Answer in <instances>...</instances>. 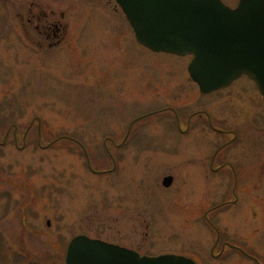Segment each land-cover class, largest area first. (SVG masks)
<instances>
[{
	"label": "rangeland",
	"instance_id": "rangeland-1",
	"mask_svg": "<svg viewBox=\"0 0 264 264\" xmlns=\"http://www.w3.org/2000/svg\"><path fill=\"white\" fill-rule=\"evenodd\" d=\"M37 18L64 24L60 47L21 39ZM189 61L139 47L107 0H0V264H64L77 236L141 256L264 264V104L245 77L200 97ZM168 108L182 130L205 110L237 132L226 159L247 169L235 197L233 181L207 169L231 138L202 118L180 135ZM152 112L121 148L106 141Z\"/></svg>",
	"mask_w": 264,
	"mask_h": 264
},
{
	"label": "water",
	"instance_id": "water-1",
	"mask_svg": "<svg viewBox=\"0 0 264 264\" xmlns=\"http://www.w3.org/2000/svg\"><path fill=\"white\" fill-rule=\"evenodd\" d=\"M116 2L139 44L153 52L192 56L187 71L201 93L225 88L247 76L264 102V0H238L235 8L221 0ZM171 180L165 178L162 187L168 188ZM65 264L196 263L176 255L139 256L115 245L77 236L66 249Z\"/></svg>",
	"mask_w": 264,
	"mask_h": 264
},
{
	"label": "flooded vegetation",
	"instance_id": "flooded-vegetation-1",
	"mask_svg": "<svg viewBox=\"0 0 264 264\" xmlns=\"http://www.w3.org/2000/svg\"><path fill=\"white\" fill-rule=\"evenodd\" d=\"M107 2H108V5L112 4L115 8H117L118 11H120L115 0H107ZM31 5H32V9L37 10V11L39 10L44 14V16H47V14H45L43 12V9H40L39 7H36L33 4H31ZM49 11L51 14L54 13L51 10H49ZM53 15H55V14H53ZM62 19L64 20V16L63 17L60 16V20H62ZM35 20L36 21H34V22H32L31 19L25 20L24 24L26 26L29 25L32 27L33 32H30L29 35L30 36L33 35V36L31 38V37L27 36L26 34H24V35L21 34L20 37L24 42H26L27 44H30L31 46H33L38 51H40V50L49 51V50L55 49L57 47H60L65 42L66 33L64 31V28H63L64 24L62 22L52 21L55 23H51V21L45 22L43 20L41 22L40 19H38V18ZM125 21H126V19H125ZM126 23H127V21H126ZM127 25H128V23H127ZM128 27H129V25H128ZM129 30H130V33L133 37L134 43L137 44L135 41L133 32H132L130 27H129ZM138 46L141 47L140 45H138ZM141 48H143V47H141ZM236 81H238V80H236ZM236 81L231 83L226 88H229L230 86H232L234 83H236ZM192 84L197 88V86L193 82H192ZM226 88H224V89H226ZM224 89H221V90H224ZM255 89H256V87H255ZM221 90H219V91H221ZM197 91L199 93L198 88H197ZM219 91L212 92L209 94L199 93V96L202 98H206V97L208 98V97H211L214 94L218 93ZM167 110L171 113L172 117L174 118L175 124H176V129L180 135H185L186 133H188V129L190 127L189 125L191 124L190 123L191 121H193L196 118L197 119L202 118V119H204L203 121L206 124V126L208 127V129L210 130V132H212L214 135H219L220 137H223L225 139L227 137L231 138L230 140L226 141L222 145L218 146L215 151H213L212 155L210 156V158L208 160L207 169H208V172L210 174H212L213 176L222 175L224 178L232 180L233 181L232 195L235 197L234 191H235L236 185H237L236 181H237V179H242L244 177V169L245 170L247 169L245 167L242 168L241 163H239V164L231 163V162L227 161V159H226V155L229 151V147L233 143L236 142L237 138H239L237 135V132L236 131H230V129L228 130L225 127L223 128L222 126H220V124L216 125V124L212 123V120H211L212 117L205 110H198V111H195L194 113H191L188 116V118L185 120V128L186 129L182 130L180 127V122L182 121V120L180 121V117H179L180 115L174 109L168 108ZM160 112H162V111H160ZM155 114L156 113L152 112L150 114H146V115L141 116L140 118H137L139 120H137V119L132 120L127 127V131L124 135L123 140H121L120 143L116 144V142L114 143L110 139H106V141H109L110 143H112L116 149L121 148L127 142V139L129 138V135L131 133V129H132L133 125L136 124L137 122L144 120L146 118H149ZM133 121H135V122H133ZM7 134H8V131H6V136H7ZM72 143H75V142H72ZM88 169H89V171H91L89 166H88ZM92 172H94V171H92ZM94 173L97 174V172H94ZM257 173H259V171ZM261 174H262V172H261ZM163 178H166V177H163ZM206 221H207V223H209L208 220H206Z\"/></svg>",
	"mask_w": 264,
	"mask_h": 264
}]
</instances>
